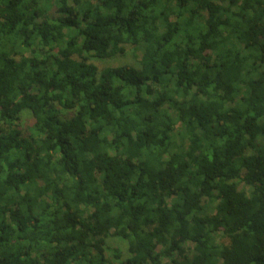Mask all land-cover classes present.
<instances>
[{"label":"trees","instance_id":"obj_1","mask_svg":"<svg viewBox=\"0 0 264 264\" xmlns=\"http://www.w3.org/2000/svg\"><path fill=\"white\" fill-rule=\"evenodd\" d=\"M0 264H264V0H0Z\"/></svg>","mask_w":264,"mask_h":264},{"label":"rangeland","instance_id":"obj_2","mask_svg":"<svg viewBox=\"0 0 264 264\" xmlns=\"http://www.w3.org/2000/svg\"><path fill=\"white\" fill-rule=\"evenodd\" d=\"M48 14L50 17L57 16L56 8L53 6V4L48 7ZM140 57L141 53H135L131 46H126V52L123 56H119L107 61H94V65H96L99 70L120 65L137 66ZM70 115L71 114L68 116ZM21 117V125L23 128H26L31 124L32 118L28 113H23ZM106 255L110 261H115L116 255L125 256V245L116 239H109L107 241Z\"/></svg>","mask_w":264,"mask_h":264}]
</instances>
